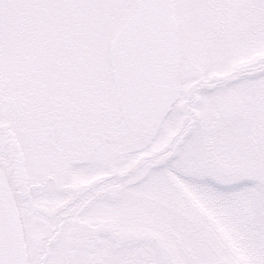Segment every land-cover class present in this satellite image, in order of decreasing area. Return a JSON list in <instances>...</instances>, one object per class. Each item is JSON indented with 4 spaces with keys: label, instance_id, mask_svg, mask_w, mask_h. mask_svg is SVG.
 <instances>
[{
    "label": "snow or ice",
    "instance_id": "6c2138e0",
    "mask_svg": "<svg viewBox=\"0 0 264 264\" xmlns=\"http://www.w3.org/2000/svg\"><path fill=\"white\" fill-rule=\"evenodd\" d=\"M240 43L264 48V0H0V264H264Z\"/></svg>",
    "mask_w": 264,
    "mask_h": 264
},
{
    "label": "rangeland",
    "instance_id": "374dc122",
    "mask_svg": "<svg viewBox=\"0 0 264 264\" xmlns=\"http://www.w3.org/2000/svg\"><path fill=\"white\" fill-rule=\"evenodd\" d=\"M242 13L245 15V11L242 10ZM174 14H175L176 23H177V25H179L181 23L180 17L175 12H174ZM41 22L47 23V20L45 18H42ZM250 26H251V24H250ZM34 46L35 47H41L42 41L36 40ZM15 62H20V60L17 59V61H15ZM23 63L24 64H31V63H34V61H33V58L31 56H27L24 58ZM17 75L20 76L21 78H23L29 74L27 72H19V73H17ZM80 179H81V177H78L77 181H79Z\"/></svg>",
    "mask_w": 264,
    "mask_h": 264
}]
</instances>
